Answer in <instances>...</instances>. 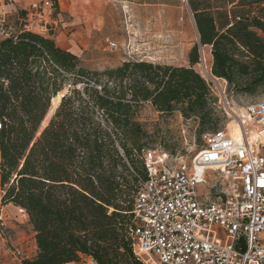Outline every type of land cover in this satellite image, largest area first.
I'll use <instances>...</instances> for the list:
<instances>
[{
  "label": "trees",
  "instance_id": "trees-1",
  "mask_svg": "<svg viewBox=\"0 0 264 264\" xmlns=\"http://www.w3.org/2000/svg\"><path fill=\"white\" fill-rule=\"evenodd\" d=\"M187 1L200 43L189 67L125 61L91 70L41 34L21 29L0 39V205L23 209L32 226L36 253L22 264L81 256L143 264L129 232L147 178L143 154L159 136L139 121L138 108L197 119L199 135L217 131H210L217 98L193 69L199 45L210 48L213 78L236 93L264 90V0Z\"/></svg>",
  "mask_w": 264,
  "mask_h": 264
},
{
  "label": "built area",
  "instance_id": "built-area-1",
  "mask_svg": "<svg viewBox=\"0 0 264 264\" xmlns=\"http://www.w3.org/2000/svg\"><path fill=\"white\" fill-rule=\"evenodd\" d=\"M42 8L50 9L51 1L32 4L33 10ZM4 23L2 14L0 39L9 37ZM223 99L238 137L227 128L206 134L191 161L175 166L166 163V153L143 154L147 178L135 195L129 232L133 254L143 264H264V100L234 110ZM17 212L28 221L23 209ZM6 220L0 207V233L6 234ZM73 264L97 263L81 256Z\"/></svg>",
  "mask_w": 264,
  "mask_h": 264
},
{
  "label": "rangeland",
  "instance_id": "rangeland-1",
  "mask_svg": "<svg viewBox=\"0 0 264 264\" xmlns=\"http://www.w3.org/2000/svg\"><path fill=\"white\" fill-rule=\"evenodd\" d=\"M42 1L28 0L29 3L21 7L16 0H2L0 8L3 10L15 6L11 13L6 11L3 28L9 35L25 29L49 37L58 46L71 48V52L91 70L115 68L125 61L189 67V51L198 44L187 0H55L57 9L50 0V9H32L31 4L34 3L42 7ZM107 41L115 43L116 48L110 49ZM211 61L210 49L199 46V63L193 69L205 79L217 98L218 120L210 130L215 131L226 129L231 122L226 115L227 105L223 96L234 110H239L264 100V90L252 95L236 93L224 80L218 79L221 92L213 80L215 78L210 75ZM203 62L208 75L203 71ZM62 94L64 91L51 102L41 129L52 116ZM137 117L148 131H156L159 138L149 149L166 153V163L170 166L189 163L204 145L205 135H199L197 119L184 120L177 112L162 116L146 103L138 108ZM210 180L207 178L205 186L213 197ZM197 191L201 195L203 187L199 186ZM1 195L0 190V198Z\"/></svg>",
  "mask_w": 264,
  "mask_h": 264
},
{
  "label": "crops",
  "instance_id": "crops-1",
  "mask_svg": "<svg viewBox=\"0 0 264 264\" xmlns=\"http://www.w3.org/2000/svg\"><path fill=\"white\" fill-rule=\"evenodd\" d=\"M16 1L21 7L29 3L28 0ZM1 2L2 0H0V3ZM14 9L15 6L13 5L6 7V10H3L2 7L0 8V13L5 15L6 11L11 13ZM59 47L71 52V48H68L67 46ZM0 207L5 211L7 216V233H0V264H22L21 262L23 259H31L36 253V245L32 226L28 221H24L20 218L17 212L19 208L11 204L5 206L0 205ZM14 253H18V257H16Z\"/></svg>",
  "mask_w": 264,
  "mask_h": 264
},
{
  "label": "bare ground",
  "instance_id": "bare-ground-1",
  "mask_svg": "<svg viewBox=\"0 0 264 264\" xmlns=\"http://www.w3.org/2000/svg\"><path fill=\"white\" fill-rule=\"evenodd\" d=\"M202 68H203V71L206 75H208L205 71L206 67L204 65V62H203V65H202ZM214 82L217 84L218 88L221 89V86L219 84V81H216L215 79H213ZM219 84V85H218ZM227 129H228V132L230 133V135L234 138L238 137L239 136V133H238V128L236 126V124L234 122H230L227 126Z\"/></svg>",
  "mask_w": 264,
  "mask_h": 264
},
{
  "label": "water",
  "instance_id": "water-1",
  "mask_svg": "<svg viewBox=\"0 0 264 264\" xmlns=\"http://www.w3.org/2000/svg\"><path fill=\"white\" fill-rule=\"evenodd\" d=\"M198 44H200V43H199V40H198ZM199 46H200V45H199ZM200 47H202V46H200Z\"/></svg>",
  "mask_w": 264,
  "mask_h": 264
},
{
  "label": "snow or ice",
  "instance_id": "snow-or-ice-1",
  "mask_svg": "<svg viewBox=\"0 0 264 264\" xmlns=\"http://www.w3.org/2000/svg\"><path fill=\"white\" fill-rule=\"evenodd\" d=\"M261 183L264 184V181H262Z\"/></svg>",
  "mask_w": 264,
  "mask_h": 264
}]
</instances>
